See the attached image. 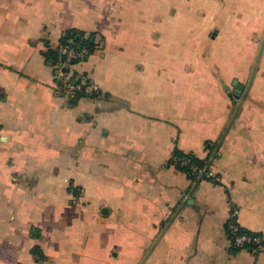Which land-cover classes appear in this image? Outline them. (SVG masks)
Instances as JSON below:
<instances>
[{"label": "crops", "instance_id": "crops-1", "mask_svg": "<svg viewBox=\"0 0 264 264\" xmlns=\"http://www.w3.org/2000/svg\"><path fill=\"white\" fill-rule=\"evenodd\" d=\"M68 31L95 100L46 60ZM0 264H264V0H0Z\"/></svg>", "mask_w": 264, "mask_h": 264}, {"label": "built area", "instance_id": "built-area-1", "mask_svg": "<svg viewBox=\"0 0 264 264\" xmlns=\"http://www.w3.org/2000/svg\"><path fill=\"white\" fill-rule=\"evenodd\" d=\"M57 57L58 64L54 65L56 72L62 78V84L59 88L61 95L71 101L76 99L95 100L99 98L100 91L98 86L86 75L76 72V66L84 64L90 57L88 50L79 45L74 39L63 33L60 40L53 48ZM173 161H179L181 166H189L191 172L198 176L199 181H206L212 184H218L219 178L211 170L200 169L190 163L189 159L174 158ZM238 212L234 207H230L226 222V232L231 244L238 250H256L261 245V238L252 233L242 232V228L237 222Z\"/></svg>", "mask_w": 264, "mask_h": 264}, {"label": "trees", "instance_id": "trees-1", "mask_svg": "<svg viewBox=\"0 0 264 264\" xmlns=\"http://www.w3.org/2000/svg\"><path fill=\"white\" fill-rule=\"evenodd\" d=\"M66 34L68 36L72 37L76 43H78L81 46H84L88 50L89 56L92 55V53L95 50V44L93 42H91L88 37H85L82 33H78V32H75V31H68V32H66ZM45 56H46V60L48 62H50L53 66L56 65V64H58L57 57L55 55L54 49H51L50 48L47 51V53H46ZM79 99H82V98H79ZM79 99H76V100H79ZM214 147H215V144L214 145H211V146L209 144L207 145V148L209 149V152L210 153L212 152V150L214 149ZM173 157L174 158L189 159L190 160V163L191 164H194L198 168L205 169L207 167V170H210V167H209V159H210V156H208L206 159H202L201 160V159H198L195 155H193L191 153H181L179 151H176L174 153ZM170 163L172 165H174L178 170L182 171L192 181H197L198 180V176L195 175V174H193L191 172L189 166H181L180 165L181 163L179 161H173V160H170ZM242 232H245V233H248L249 234V232L245 231L244 229H242ZM232 247H233V245H232Z\"/></svg>", "mask_w": 264, "mask_h": 264}, {"label": "water", "instance_id": "water-1", "mask_svg": "<svg viewBox=\"0 0 264 264\" xmlns=\"http://www.w3.org/2000/svg\"><path fill=\"white\" fill-rule=\"evenodd\" d=\"M233 85L236 87V91H234V93H232V94L231 93L228 94V97L230 99H236V98H238V95L240 94L239 91L241 90V87L237 86L236 83H234Z\"/></svg>", "mask_w": 264, "mask_h": 264}]
</instances>
